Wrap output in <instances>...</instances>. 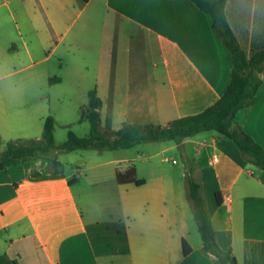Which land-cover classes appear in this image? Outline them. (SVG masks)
I'll return each instance as SVG.
<instances>
[{"label": "crops", "instance_id": "0c3cea01", "mask_svg": "<svg viewBox=\"0 0 264 264\" xmlns=\"http://www.w3.org/2000/svg\"><path fill=\"white\" fill-rule=\"evenodd\" d=\"M225 13L249 58L264 50V0H228ZM53 57L63 72L57 82L73 86L61 88L63 98L96 88L113 131L200 114L221 99L233 72L211 16L191 0H0L5 143L40 139L47 77L17 75ZM261 78L255 105L236 114L232 129L264 147V70ZM208 133L154 153L144 147L160 149L158 142L112 150L108 161L92 165L64 163L69 170L56 175L45 160L35 162L40 177L32 176L29 162L0 172V253L18 264H264V170L232 140ZM186 146L203 154L190 172L230 258L204 251L186 176H163L156 167L161 153ZM136 160L145 183L119 184L117 171ZM83 183L92 191L102 185L112 198L89 200Z\"/></svg>", "mask_w": 264, "mask_h": 264}, {"label": "trees", "instance_id": "16d2710c", "mask_svg": "<svg viewBox=\"0 0 264 264\" xmlns=\"http://www.w3.org/2000/svg\"><path fill=\"white\" fill-rule=\"evenodd\" d=\"M191 1L211 16L215 30L233 58L231 82L218 102L200 114L174 120L165 126L125 124L119 131H113L111 119L108 118L106 127L102 130L104 102L98 90L94 88L88 94L89 103L82 110L81 115V121H89L91 125L88 137H79L70 130L67 141L58 146L53 116L46 119L41 139H19L4 143L0 134V172L27 162L35 164L38 160H45L48 162L49 173L56 175L63 173L65 169V164L56 154L59 151L128 149L142 143L164 141L181 144L185 139L203 132H216L232 140L248 157L250 163L264 170V147L241 128L232 129L236 114L241 109L252 107L257 101V92L262 85L264 50L254 53L249 58L240 47L226 17L225 7L228 0ZM52 81H59V79ZM3 144H5L4 150H2ZM32 176L40 177L41 173L33 168ZM116 179L119 184L134 183L140 186L145 183L137 177L136 167L132 164L126 166L124 170H118ZM75 181L72 180L70 184L73 185ZM186 181L189 201L203 239L204 251L221 259L230 258L216 241L215 230L202 194L201 184L190 171L186 176ZM184 248L185 254H189L191 248L186 243ZM0 264L18 263L0 253Z\"/></svg>", "mask_w": 264, "mask_h": 264}, {"label": "rangeland", "instance_id": "374dc122", "mask_svg": "<svg viewBox=\"0 0 264 264\" xmlns=\"http://www.w3.org/2000/svg\"><path fill=\"white\" fill-rule=\"evenodd\" d=\"M62 68H60L59 63L56 57H53L50 62L37 67L34 70H28L17 76L19 78L30 76L36 72H43L46 75L44 80V95H45V104H46V114L53 116L55 119V138L58 146L62 145L67 141L69 131L72 130L79 137H88L91 132V125L89 121H81L82 110L87 107L89 103L88 92H72L69 98L64 99L62 95L61 88H73L72 85H60L55 80L56 78L62 77ZM65 69V68H64ZM106 124V117L102 116V126L101 129ZM209 133H201L200 138H204ZM43 131L38 134L40 139L42 138ZM5 143V142H4ZM160 144V149H154L153 147H144L145 153H154L157 150L167 149L166 146L171 144H177L172 141L158 142ZM2 149H5V145H2ZM103 153H100L98 150H84L79 152H56L57 156L63 163H73L74 161H86L89 165L99 163L100 161H108L109 158L113 156L112 150H103ZM142 152V151H141ZM137 150L132 151L135 157H137ZM168 158L170 162H165L164 160ZM189 159V161L187 160ZM204 157L201 151L197 152L192 147L186 146L184 149H168L166 153L160 154V156L155 160L156 167L160 169L163 176H187L189 171L195 163H201ZM176 160L177 164L175 165L173 161ZM138 165L141 170H143L142 161L136 160L135 162L122 164V168H125L128 165ZM33 168H36L35 164H31ZM148 166V165H147ZM105 173L110 172V167H104ZM69 170L65 167L64 172ZM33 171V170H32ZM38 171V170H37ZM39 172V171H38ZM40 173V172H39ZM85 179V176H83ZM87 179V178H86ZM83 187L87 188L88 199L94 202H103L106 199L112 198L107 194V192L102 190V185H99L93 191L91 190L89 184L83 183ZM92 192V193H91Z\"/></svg>", "mask_w": 264, "mask_h": 264}, {"label": "built area", "instance_id": "2783aa9c", "mask_svg": "<svg viewBox=\"0 0 264 264\" xmlns=\"http://www.w3.org/2000/svg\"><path fill=\"white\" fill-rule=\"evenodd\" d=\"M215 160H217V158Z\"/></svg>", "mask_w": 264, "mask_h": 264}]
</instances>
